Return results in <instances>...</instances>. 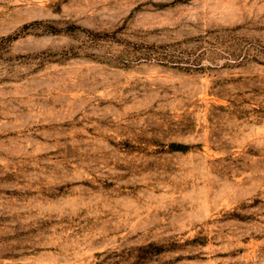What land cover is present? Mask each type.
Returning <instances> with one entry per match:
<instances>
[{"label": "rangeland", "instance_id": "1", "mask_svg": "<svg viewBox=\"0 0 264 264\" xmlns=\"http://www.w3.org/2000/svg\"><path fill=\"white\" fill-rule=\"evenodd\" d=\"M0 264H264V0H0Z\"/></svg>", "mask_w": 264, "mask_h": 264}]
</instances>
